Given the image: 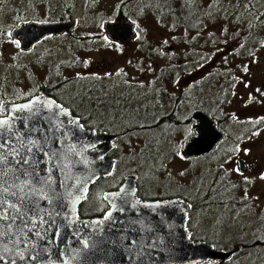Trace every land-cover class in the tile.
Returning <instances> with one entry per match:
<instances>
[{"label": "rangeland", "instance_id": "374dc122", "mask_svg": "<svg viewBox=\"0 0 264 264\" xmlns=\"http://www.w3.org/2000/svg\"><path fill=\"white\" fill-rule=\"evenodd\" d=\"M125 1L0 0V103L12 98L23 101L38 84L57 82L48 76L62 65L58 80L79 81L67 82L73 87L63 91L82 87L81 93L63 102L70 105L72 97H90L104 125L111 131L123 129L110 156L114 171L91 190L82 215L105 211L102 193L134 173L147 197L176 193L190 200L199 191L218 193V211L207 209L201 215L207 217L202 218L194 213L187 216V230L195 240H214L227 251L258 229L264 233V179L260 178L264 89L259 90L264 84V62L258 61L264 57V0H175L177 13L181 7L192 17L180 25L173 16L164 21L151 14L139 18L129 6L127 21L134 24V35L116 44L105 39L104 24L117 22L116 9ZM41 21H71L73 27L69 33L45 37L28 51L21 49V43L17 47L9 33L20 23ZM223 90L226 95L221 99ZM201 97L214 99L209 113L232 139L222 143L229 146L225 154L193 161L183 156L182 145L195 137L185 121L190 118V105H197ZM151 116L162 123L169 117L170 124L152 128ZM124 118L127 124L121 123ZM137 122L143 130L133 131ZM147 129L157 133L149 137ZM148 139L155 147L151 156L155 169L142 177L134 170L139 169L138 154ZM240 157L246 166L237 172ZM90 202L96 203L91 210ZM202 264H264V254L241 249L223 263Z\"/></svg>", "mask_w": 264, "mask_h": 264}, {"label": "snow or ice", "instance_id": "6c2138e0", "mask_svg": "<svg viewBox=\"0 0 264 264\" xmlns=\"http://www.w3.org/2000/svg\"><path fill=\"white\" fill-rule=\"evenodd\" d=\"M15 43L20 46L19 40ZM4 113L8 115L0 119V262L57 264L52 259V247L57 245L62 229L67 227L77 237L79 246L71 248L66 244L59 253V264H69V261L79 264L88 251L97 246L95 237L102 236L103 221L93 227L74 218V208L68 206L63 192L57 190L53 174L76 166L72 156L78 141L72 138L77 131H83L84 125L79 117H72L71 112L55 100H37L19 106L0 103V115ZM18 122H22V127ZM139 126L144 127L143 124ZM41 164L45 165L43 170ZM236 171L239 172V168ZM260 178L264 179V174ZM70 179L72 184L68 183ZM88 182L66 174L60 181V188L75 189L74 193L69 192L74 201L86 195ZM135 192L134 187H128L114 194L110 200L111 210L105 214L104 221L117 223L113 211L122 214L129 209L136 211L137 218L128 221V226L121 231H138L139 239L125 234L119 235L117 241L127 253L130 264H146L144 257L163 246L164 240L161 236L144 235L154 229L146 225L139 208L147 207L156 214L163 205L160 202L143 204L135 198ZM84 229L91 231L84 233ZM66 255L69 259H64Z\"/></svg>", "mask_w": 264, "mask_h": 264}, {"label": "water", "instance_id": "95a60500", "mask_svg": "<svg viewBox=\"0 0 264 264\" xmlns=\"http://www.w3.org/2000/svg\"><path fill=\"white\" fill-rule=\"evenodd\" d=\"M72 27L71 21L20 23L10 32V36L20 41L23 51H28L45 37L69 33ZM104 28L107 39L116 44L126 43L134 35L135 29L134 24L129 21L107 22L104 24ZM258 61H264V57ZM45 99L54 100L51 97L36 94L20 102L4 101L3 104L19 106L32 101ZM7 115L8 113L0 115V119L6 118ZM72 117L75 116L72 115ZM193 117L196 121L192 129L195 137L187 140L182 145V154L186 159L203 157L211 153L216 148V145L224 139V134L216 127V122L213 117L202 112H196ZM18 126L22 127V122H18ZM45 127L47 126L45 125ZM72 139L73 141H78L76 144V153L72 156V160L76 166L70 167L63 172H54L53 175L56 180L57 190L63 192L68 206L74 208L73 217L79 222H85L95 227L103 221L102 236L95 237L97 246L93 250L88 251L86 257L79 264H130L127 253L122 250V246L117 241V237L126 234L129 237L135 236L139 239L138 231L128 233L121 231V229L128 226V221L137 218L136 211L129 209L123 214L118 211H113V216L117 223L111 224L108 221H104L105 214L111 210V197L119 193L121 188L128 187L135 188V198L139 199L143 204L154 205L160 202L163 205L156 210V214H153L147 207L139 208L146 225H151L154 229L150 233H144V235L149 238L161 236L164 240L163 246H158L157 250L153 251L150 256L146 255L144 257L146 264L214 263L227 261L232 256L231 252L218 250L208 242L195 240L191 237L186 225L187 213L190 208L187 201L177 197L153 200L140 199L137 196V177L134 173L125 175L117 188L106 190L102 193L101 199L107 205L102 215L80 217L78 208L85 200L90 187L99 179L109 178L114 171L115 161L109 155L114 149L113 144L118 139V135L94 132L93 130L83 128V131H77ZM89 145H94V147H87ZM100 157L103 158L101 159ZM244 165L243 160L238 161L239 171L242 172L244 170ZM40 167L43 170L45 165L41 164ZM66 174L78 176L83 180L89 181L87 183V193L84 197L73 201L72 197L69 196V192L74 193L75 189L60 188V181L64 180ZM68 183L72 184L73 181L70 179ZM119 221H125V223L121 224ZM136 227L138 228L139 226ZM83 231L84 233H88L91 229H84ZM114 241L116 243H113ZM66 244L70 245L71 248H77L79 246L77 237L67 227L62 229V235L58 239L57 245L52 247V259L56 260L57 264H59L60 260L59 253ZM64 259L69 258L66 255ZM0 264H3V262H0ZM69 264H77V262L69 261Z\"/></svg>", "mask_w": 264, "mask_h": 264}, {"label": "trees", "instance_id": "16d2710c", "mask_svg": "<svg viewBox=\"0 0 264 264\" xmlns=\"http://www.w3.org/2000/svg\"><path fill=\"white\" fill-rule=\"evenodd\" d=\"M45 1H51V0H45ZM88 1H91V0H88ZM174 1L175 0H127V2L125 1V2H122L118 5V7L116 9V15L115 16H116L117 21H127L129 19L128 18L129 14H128L127 8L130 6V8H132L134 11L133 14H135L139 18L144 17L148 14H151V15L155 16L156 19H158L159 21H161V20L164 21L168 16H173V19L177 20V21H175L176 23H179V25L185 24L187 21L190 20V18H192L191 13L189 12L188 9H186L187 13H185L186 10L184 8L182 9L181 7H180V13H177V8H174V6H173ZM225 16L226 15H224V17ZM20 22H23V21L21 20ZM61 73H62V65L55 66L53 69H51L50 74L48 76V79L57 80V82L56 81L52 82V81L48 80V83H51V85L50 84H42V83L38 84L37 88L30 95V97L33 95H36V94H42V95H45L47 97H51L52 99H54L58 103L62 104L65 108H67L73 116L79 117L80 123L84 125V128L93 130L94 132H102V133L112 132V133H108V134H116V135H118V138H119L121 136V133L123 132V129L118 130V131H116V130L111 131V129L108 127V125H104L103 124L104 121L102 120V118L100 116L98 117V114H97L98 111H97V108H94V101L92 98L89 99V98H84V96H81V98L79 100H77V98L72 97L71 101H70L71 102L70 105H67L63 102V98H66V97L70 98L69 96H76L78 93H81L82 87L80 88L79 86H74L72 93L63 91L64 89L68 90L69 87H73L72 86L73 83H70L71 85L70 84L68 85L67 82H72L74 80H69V81L58 80V77L61 75ZM74 82L78 83L79 81H74ZM9 102H18V101H14V99L12 98L9 100ZM207 112H208V110H207ZM151 118L155 121L152 128H154V127L156 128V126L159 124H162L164 126L170 124L168 121L169 117H168V120L166 118H164L165 122H163V123H162V120L159 118H156V116H153V117L151 116ZM85 120L86 121L89 120V121L93 122L94 126H92V127L88 126L87 123L85 122ZM188 122H189L188 120L185 121V123H188ZM121 123L127 124L128 119L124 118V120ZM140 124L141 123H138L136 125L134 124L136 127L133 128V131H137V127H138V129H140V126H139ZM174 124H176V122H174ZM141 130H143V128H141ZM145 132L149 135V137H151V136H153V134L157 133V131H153L152 129H147V130H145ZM152 146L153 145H151V140L148 139L146 145L139 152V154H138V165H139V169L141 170V172L139 171L138 168H136L134 171L136 172L137 175L142 173L143 174L142 177H146V176L148 177V176L153 174L154 169H155V164H154V161L152 160L151 156H152V153L154 152L155 147L154 146L152 147ZM111 153H110L109 157L111 156ZM198 160L201 161L200 159H198ZM198 160H193V161H198ZM142 177H139V180H141ZM103 180H106V179H99L98 181H96L94 183V185H92L90 187V189L86 195L85 200L81 203V205L78 208V214L80 217L100 216L104 212V211L103 212H96V213L94 212L90 215H82V212H81V207H83V204L86 201H88L87 199L89 198V194H90L91 190L93 188L97 187V185ZM107 190H112V189H107ZM217 195H218V193L212 192L211 190H209V191L204 190L203 192L199 191L190 200H186V199L182 198L179 194H176V193H174L171 196L164 197V198H170V197L181 198V199H183L189 203L190 208L188 210L187 216H189L190 213H194L196 216H201L202 212H204L207 209H211L212 211H218L215 208V205H217L219 203V201L217 199ZM137 196L142 200L162 199L161 197H155V198L147 197L146 194L138 186H137ZM215 199H216V201H214ZM210 201H211V203H210ZM90 203H91L90 210L92 208L96 207V203H94V202H90ZM202 217H207V215H203V216H201V218ZM200 240L208 242V243L212 244L216 249L221 250L215 244L216 242H214V240H208L205 238H201ZM241 249L247 253L255 252L256 256L263 255L264 254V233H262L261 230L258 229L257 233L251 234V236L248 239H246L245 242H243L242 244H240L236 247H233L230 250L224 251V252H231L232 256H233L234 254H236Z\"/></svg>", "mask_w": 264, "mask_h": 264}, {"label": "flooded vegetation", "instance_id": "af4514ba", "mask_svg": "<svg viewBox=\"0 0 264 264\" xmlns=\"http://www.w3.org/2000/svg\"><path fill=\"white\" fill-rule=\"evenodd\" d=\"M263 89H264V84L260 85V87H259V90L260 91H262ZM225 95L226 94H225V92L223 90L221 92V95L219 96V98L223 99ZM213 101H214V99H212V100H210V99L209 100H206V99H204V98L201 97V99L199 100V102L197 103V105H190L189 110H190L191 114H190V118L188 119V121H189V125H192V129H193V126L196 123V121L194 120V117H193L196 112L206 113L210 117H213L215 119V117L212 114H210L209 113V110H208V108L210 106V103H212ZM207 110H208V112H207ZM215 122H216V127L224 134V139L221 140V142L216 145V148L211 153H209V154H207V155H205L203 157L191 158L192 160L200 159L201 161H203L204 159H207V158L212 157V156L213 157H216L217 154L218 155H223V154L226 153L227 150H229L228 144L227 143L226 144H222V143L224 141L225 142H229V140L232 139V138H230V136H229L230 134L226 130H224V128L222 126L219 125L220 120H216L215 119ZM235 148L236 147H234L232 149H235ZM239 160H243L244 161V163H245L244 168H245L246 161L240 157V158L237 159V165H238V161Z\"/></svg>", "mask_w": 264, "mask_h": 264}]
</instances>
